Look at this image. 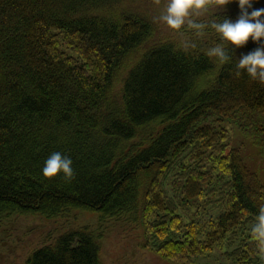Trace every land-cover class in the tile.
Masks as SVG:
<instances>
[{
    "label": "trees",
    "instance_id": "1",
    "mask_svg": "<svg viewBox=\"0 0 264 264\" xmlns=\"http://www.w3.org/2000/svg\"><path fill=\"white\" fill-rule=\"evenodd\" d=\"M162 1L0 0V219L126 214L168 262L224 245L232 264H264L251 239L264 184L214 127L264 114V84L235 66L264 41L225 45L232 59L220 62L206 54L220 42L211 28L197 37L154 22ZM239 14L233 0L192 18ZM251 136L264 155V125ZM54 152L72 160L71 180L43 177ZM100 238L68 231L24 264H101Z\"/></svg>",
    "mask_w": 264,
    "mask_h": 264
},
{
    "label": "rangeland",
    "instance_id": "2",
    "mask_svg": "<svg viewBox=\"0 0 264 264\" xmlns=\"http://www.w3.org/2000/svg\"><path fill=\"white\" fill-rule=\"evenodd\" d=\"M167 2L168 0L162 1L164 7ZM119 10L120 8L114 9L112 13L117 14ZM166 34L170 38L180 35L174 31H167ZM58 44L61 51L76 57L65 49L61 39ZM200 83L202 81L198 84ZM214 119L210 117L206 124L214 123ZM263 125L264 114L258 116L255 123L243 126L237 121H223L214 125L216 129L222 128L228 132L225 153L230 149H239L246 167L257 174L262 184H264V155L254 144L251 133ZM187 161L188 157L185 163ZM194 210L195 208H192L191 211ZM82 228L101 235L99 240L101 264H174L160 258L149 247L144 246V231L132 222L129 215L104 218L96 213L82 210H72L55 217L11 214L1 218L0 264H24L28 255L35 249L51 244L63 233ZM225 252H228L226 246H215L210 252L195 257L192 264H232L226 258Z\"/></svg>",
    "mask_w": 264,
    "mask_h": 264
},
{
    "label": "clouds",
    "instance_id": "3",
    "mask_svg": "<svg viewBox=\"0 0 264 264\" xmlns=\"http://www.w3.org/2000/svg\"><path fill=\"white\" fill-rule=\"evenodd\" d=\"M231 2L233 0H168L160 16L154 17V22L163 23L171 30H180L186 25L194 30L197 37H202L205 29L211 28L220 37V42L207 50V56L215 57L220 62H229L232 57L225 45L238 49L244 47L249 40L254 43L264 41V9H254L249 13L253 0H236L240 14L235 22L225 17L220 21L213 19L210 23H204L197 22L192 17L206 12L211 5L225 8ZM235 66L237 75L240 70H244L249 77L264 84V44L242 55ZM61 173L67 180L74 177L72 160L60 152H54L45 161L42 175L45 179H53ZM251 239L255 242L258 253L264 257V205L259 208L251 228Z\"/></svg>",
    "mask_w": 264,
    "mask_h": 264
}]
</instances>
